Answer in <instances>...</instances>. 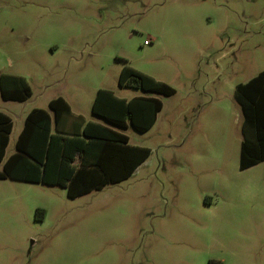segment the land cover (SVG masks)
Segmentation results:
<instances>
[{"label": "rangeland", "instance_id": "374dc122", "mask_svg": "<svg viewBox=\"0 0 264 264\" xmlns=\"http://www.w3.org/2000/svg\"><path fill=\"white\" fill-rule=\"evenodd\" d=\"M124 65L175 94L120 86ZM263 69L264 0H0V72L31 87L0 98L5 158L26 113L56 96L87 117L98 88L163 103L145 132L95 117L151 149L125 180L70 198L0 179V264H264V161L239 169L234 98Z\"/></svg>", "mask_w": 264, "mask_h": 264}, {"label": "trees", "instance_id": "16d2710c", "mask_svg": "<svg viewBox=\"0 0 264 264\" xmlns=\"http://www.w3.org/2000/svg\"><path fill=\"white\" fill-rule=\"evenodd\" d=\"M118 84L163 95L176 92L168 83L129 65L122 67ZM30 95L24 76L0 73V98L25 101ZM234 98L243 113L239 169L245 170L264 161V69L239 84ZM162 106L155 96L125 98L98 88L91 111L114 126L131 124L145 132ZM12 129L11 117L0 111V179L61 186L70 198L129 178L151 153L148 147L130 143L129 136L114 127L74 113L60 95L49 101L48 108H34L26 115L16 150L5 158ZM209 264L221 263L212 259Z\"/></svg>", "mask_w": 264, "mask_h": 264}, {"label": "crops", "instance_id": "0c3cea01", "mask_svg": "<svg viewBox=\"0 0 264 264\" xmlns=\"http://www.w3.org/2000/svg\"><path fill=\"white\" fill-rule=\"evenodd\" d=\"M0 73H7V72H0ZM11 74H13V73H11ZM114 91V90H113ZM114 93L116 94V92L114 91ZM117 95V94H116ZM118 96V95H117ZM119 97H125V96H119ZM65 98V97H64ZM125 98H128V97H125ZM130 98V97H129ZM66 99V98H65ZM51 99H49L48 100V103H49V101H50ZM67 100V99H66ZM6 101H13V100H6ZM26 101V100H25ZM20 102H24V101H20ZM67 102L70 104V106H71V109H72V111L74 112V113H77V114H82L87 120H94V121H97L96 119H95V117L97 116V115H94L93 113V116H91V117H87V115L85 114V113H83L82 111H80V110H75L73 107H72V105H71V103L67 100ZM34 108H45V107H34ZM34 108H31L27 113H26V115L32 110V109H34ZM48 108V107H47ZM3 112V111H2ZM4 113H6V112H4ZM6 114H8V113H6ZM9 115V114H8ZM26 115H25V118H26ZM10 116V115H9ZM25 118H24V121H25ZM12 119V118H11ZM12 122H13V120H12ZM99 122V121H98ZM24 124V123H23ZM13 126H14V123H13ZM112 127V126H111ZM13 130V129H12ZM118 130V129H117ZM21 131V130H20ZM11 134V133H10ZM6 150H7V148H6ZM12 154V153H11Z\"/></svg>", "mask_w": 264, "mask_h": 264}, {"label": "built area", "instance_id": "2783aa9c", "mask_svg": "<svg viewBox=\"0 0 264 264\" xmlns=\"http://www.w3.org/2000/svg\"><path fill=\"white\" fill-rule=\"evenodd\" d=\"M150 42H151V39H150V40H148V39L145 40V43H146V44H148V43H150Z\"/></svg>", "mask_w": 264, "mask_h": 264}]
</instances>
